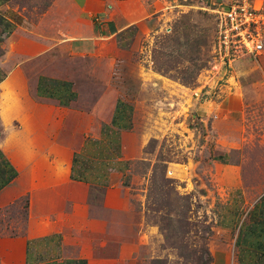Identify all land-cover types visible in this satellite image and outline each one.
<instances>
[{
	"label": "rangeland",
	"instance_id": "obj_1",
	"mask_svg": "<svg viewBox=\"0 0 264 264\" xmlns=\"http://www.w3.org/2000/svg\"><path fill=\"white\" fill-rule=\"evenodd\" d=\"M51 1L13 4L32 23ZM153 1L160 10L117 35V51L72 71L55 62L81 106L94 95L117 97L114 121L138 148L120 178L141 240L135 264H264V207L250 208L264 194V48L254 60L218 67L203 9L212 0ZM215 131L222 151L242 143L240 159L223 154L227 166L239 162L236 189L228 167L211 160L219 156ZM23 216L24 199L1 210L0 236L20 233Z\"/></svg>",
	"mask_w": 264,
	"mask_h": 264
},
{
	"label": "crops",
	"instance_id": "obj_2",
	"mask_svg": "<svg viewBox=\"0 0 264 264\" xmlns=\"http://www.w3.org/2000/svg\"><path fill=\"white\" fill-rule=\"evenodd\" d=\"M253 1L264 10V0ZM159 6L153 0H52L30 23L13 0H0V32L6 33L0 42V211L26 201L21 232L0 236V264L136 263L141 240L120 178L138 148L114 121L121 115L117 97L94 95L81 106L75 84L55 62L72 71L82 59L117 51L111 41ZM215 133L219 156L211 160L217 170L228 167L236 189L239 162L227 166L223 154L240 159L242 143L222 151ZM261 207L264 194L250 206ZM243 229L239 223L235 241Z\"/></svg>",
	"mask_w": 264,
	"mask_h": 264
},
{
	"label": "built area",
	"instance_id": "obj_3",
	"mask_svg": "<svg viewBox=\"0 0 264 264\" xmlns=\"http://www.w3.org/2000/svg\"><path fill=\"white\" fill-rule=\"evenodd\" d=\"M212 22L211 54L218 67L255 59L264 48V10L253 0H219L205 5ZM6 33L0 32V42Z\"/></svg>",
	"mask_w": 264,
	"mask_h": 264
},
{
	"label": "trees",
	"instance_id": "obj_4",
	"mask_svg": "<svg viewBox=\"0 0 264 264\" xmlns=\"http://www.w3.org/2000/svg\"><path fill=\"white\" fill-rule=\"evenodd\" d=\"M26 207V201L24 200V208Z\"/></svg>",
	"mask_w": 264,
	"mask_h": 264
}]
</instances>
